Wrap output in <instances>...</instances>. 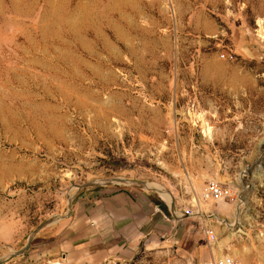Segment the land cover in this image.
<instances>
[{
    "label": "rangeland",
    "instance_id": "1",
    "mask_svg": "<svg viewBox=\"0 0 264 264\" xmlns=\"http://www.w3.org/2000/svg\"><path fill=\"white\" fill-rule=\"evenodd\" d=\"M126 191L153 235L71 243ZM222 255L264 264V0H0V264Z\"/></svg>",
    "mask_w": 264,
    "mask_h": 264
},
{
    "label": "crops",
    "instance_id": "2",
    "mask_svg": "<svg viewBox=\"0 0 264 264\" xmlns=\"http://www.w3.org/2000/svg\"><path fill=\"white\" fill-rule=\"evenodd\" d=\"M128 180L131 181V179ZM145 187L148 188L149 186L146 184ZM165 199L168 205H172L167 198ZM80 213H84V211ZM158 213L159 209L152 204L146 193L138 191L112 193L99 202L94 209L92 208L90 212L88 211L83 216L79 215L82 218L79 217L74 224H79L80 229L84 228L85 231L79 232V235L77 234L71 243L76 244L78 242L79 244L82 242L88 246L94 243L93 238L102 235L104 237L102 243L106 246L104 251L109 252V254L117 253V249L114 247L118 245L117 237L119 235L125 239L129 248L145 235H153L154 227L159 224L160 220ZM183 214L177 215L182 217ZM156 222L157 224H155ZM58 245L60 244H56V246ZM61 248H64L63 252L71 250L69 245L65 243L61 244ZM86 249L92 250L91 248ZM82 251L84 249H80V252Z\"/></svg>",
    "mask_w": 264,
    "mask_h": 264
},
{
    "label": "built area",
    "instance_id": "3",
    "mask_svg": "<svg viewBox=\"0 0 264 264\" xmlns=\"http://www.w3.org/2000/svg\"><path fill=\"white\" fill-rule=\"evenodd\" d=\"M203 199H211V200H222L230 197V193L227 189L222 188L217 182L209 181L207 182L204 190H203ZM188 212H184V215H187ZM205 239L208 243H213L215 240L214 231L210 228H205L204 231ZM202 264H238V262L231 256L222 255L217 258H211Z\"/></svg>",
    "mask_w": 264,
    "mask_h": 264
},
{
    "label": "bare ground",
    "instance_id": "4",
    "mask_svg": "<svg viewBox=\"0 0 264 264\" xmlns=\"http://www.w3.org/2000/svg\"><path fill=\"white\" fill-rule=\"evenodd\" d=\"M260 24H261V23H260ZM258 25H259V24H258ZM261 31H262V30H261ZM209 129H210V128L208 127L207 132H208ZM207 132H206V133H207ZM207 135H208V133H207ZM208 136H209V135H208ZM197 204H198V205H197ZM196 205L199 206V202H198V201H196ZM241 261H242V263H244L245 260H244V259H241ZM56 264H58V263H56Z\"/></svg>",
    "mask_w": 264,
    "mask_h": 264
}]
</instances>
